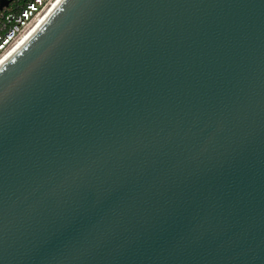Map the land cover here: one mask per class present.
<instances>
[{"label":"water","instance_id":"water-1","mask_svg":"<svg viewBox=\"0 0 264 264\" xmlns=\"http://www.w3.org/2000/svg\"><path fill=\"white\" fill-rule=\"evenodd\" d=\"M0 264H264V0H63L0 67Z\"/></svg>","mask_w":264,"mask_h":264},{"label":"built area","instance_id":"built-area-1","mask_svg":"<svg viewBox=\"0 0 264 264\" xmlns=\"http://www.w3.org/2000/svg\"><path fill=\"white\" fill-rule=\"evenodd\" d=\"M59 0H0V63Z\"/></svg>","mask_w":264,"mask_h":264},{"label":"bare ground","instance_id":"bare-ground-1","mask_svg":"<svg viewBox=\"0 0 264 264\" xmlns=\"http://www.w3.org/2000/svg\"><path fill=\"white\" fill-rule=\"evenodd\" d=\"M63 0H59V2L44 16L43 19L39 23H37L32 29L26 33L23 38L21 39L20 43L16 46L12 54L6 58L3 62L0 63V67L14 54L16 53L23 45L27 43V41L35 35V33L38 31V29L43 25V23L48 19L49 15L55 10V8L59 5V3Z\"/></svg>","mask_w":264,"mask_h":264}]
</instances>
